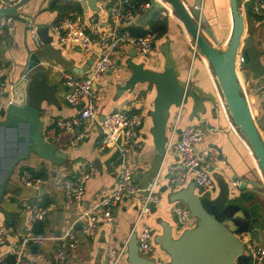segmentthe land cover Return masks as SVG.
Here are the masks:
<instances>
[{
  "label": "crops",
  "instance_id": "1",
  "mask_svg": "<svg viewBox=\"0 0 264 264\" xmlns=\"http://www.w3.org/2000/svg\"><path fill=\"white\" fill-rule=\"evenodd\" d=\"M17 1L0 0V6H12ZM52 1L54 0H28L13 15L14 22L11 25L0 27L1 61L4 77L8 81L13 78L18 79L21 70L20 65L25 63L29 49L34 48L39 41L32 37L31 27L37 29L39 26H50V31L53 34V25L75 11L97 17L98 24L103 29H106L111 23L110 5L112 0L97 1L94 3L96 10L90 6L84 7L81 0H61V8L52 9ZM147 1H151L152 5H156L158 7L156 12H160L162 18L167 19V31L162 35L158 34L154 49L149 56L142 55L140 51L131 48L122 56L117 57L118 71H109L97 83V86L94 87V102L99 120H104L107 115L117 110L127 113L137 111L145 115L146 120L140 129L139 144L132 150L130 155V166L134 170L136 181L141 186H146L159 171L162 178L158 187L161 204L152 209L143 224H148L157 235L163 231L162 221H167L173 226L174 234L178 236L184 229L195 226L197 219L189 217L186 224L179 226L176 215L172 212V207L175 204L182 203L172 201L171 197L175 191L186 188L190 183L195 182L194 176L191 174L187 183L182 186L170 183V169L179 160V155L174 147H170L161 156L155 146L151 131L153 125L151 112L154 109L156 97L154 87L149 89L148 95L140 93L142 89L140 85L136 86L134 90H127L120 94L122 90L119 86L123 85L131 75L128 67L130 60L145 62L148 68L154 70H163L165 56L162 47L166 42H169L179 79L187 86H191L199 94V97L204 99L206 112L192 119V99H189L183 107L173 105L167 126L168 138L181 110L176 140L180 139L179 131L186 126L200 125L208 130L205 139L197 148L198 150L208 149L210 151L206 166L212 171L216 182L218 177L224 176L229 183H236L235 185H238L242 178L264 184V175L250 142L232 120L212 65L202 52L193 54L192 45L195 41L181 17L174 12L173 7L165 0ZM181 1L188 8L194 5L197 0ZM239 6L245 15L246 34L253 30L254 33H259L264 38V14L253 12L252 0H239ZM203 11L215 35L219 40L222 39L223 48L221 49H224L229 43L233 28L230 0H204ZM150 20L140 26L146 30L150 29ZM135 25H137L136 20L130 29H133ZM207 39L211 41L209 37ZM38 43L40 44V42ZM260 43L261 41H259ZM56 44L61 46L57 41ZM64 55L74 60L75 65L78 67H84L91 58L82 48L73 45L64 46ZM47 62L50 65L48 71L49 82L58 83L60 87L58 93L60 105L47 106L44 104L45 109L42 112L45 128H50L58 119L78 114L79 109L70 105L65 98L68 87L65 83L64 73L73 70L55 64L52 60ZM262 63L264 64V57ZM241 82L242 92L250 104L252 112L257 114L258 105L264 102V76L259 79L250 78L246 83L242 80ZM9 100H11V95L6 102L3 101V98H0L1 119L5 117ZM78 131L79 128L70 131H58L51 139V142L57 143L59 148L67 153L68 159L64 164H55L50 160L32 155L16 167L12 176L15 189L6 195L0 207V229L6 227V216H11L10 219L14 220L16 218L15 214L19 215V219L14 221L16 222L15 227L18 229L24 227L27 221L22 207L24 199L37 198L40 204H47V207L51 209L50 217L44 222H39L43 227V232L47 233L49 238L42 245L36 246L38 247L36 251L31 246L27 253V257L35 264H58L54 260V251L63 243L59 236L71 226L74 228L78 245L76 248L68 249V256L63 264H108L106 255L108 245L110 243L120 245L129 241L131 235L135 232L133 228L139 203L134 197H126L114 208L113 219L110 222H100L94 238L83 232L82 221L78 220L83 209H93L98 200L103 195L108 194L116 184L118 149L115 146H107L102 149L103 133L99 125L90 127L87 136L77 145H73L72 140ZM91 164L96 167L98 173L87 182L83 203L81 205L68 203L63 181L77 175L80 165L89 168ZM23 169H30L44 177L43 187L45 192L43 195L40 194L39 190L27 189L20 184L19 175ZM234 175H238V178L232 180ZM249 189L255 191L258 215L264 218V185L262 189L249 185ZM201 190L196 188L197 193H201ZM217 192L218 190H216ZM261 236H263V231ZM246 239H249L248 236H246ZM15 244H17V240L10 238L5 245L0 247V264H7L8 258L13 255ZM158 250L155 256L160 257L159 260L156 257L149 258L160 263L169 261L168 254L161 248ZM121 264H129L127 257Z\"/></svg>",
  "mask_w": 264,
  "mask_h": 264
},
{
  "label": "water",
  "instance_id": "2",
  "mask_svg": "<svg viewBox=\"0 0 264 264\" xmlns=\"http://www.w3.org/2000/svg\"><path fill=\"white\" fill-rule=\"evenodd\" d=\"M27 1L18 0L12 6H0V16L14 15ZM97 1L99 0H81V3L84 7L90 6L96 10L94 3ZM166 1L182 18L200 51L212 65L232 120L250 142L264 175V140L259 131L264 128V102L258 105V113L254 114L242 92L241 82L246 83L250 78L259 79L264 76V38L253 30L246 34L245 15L240 9L239 0H230L233 28L229 43L224 49H221L222 39L219 40L215 35L203 11L204 0H197L188 8L181 0ZM157 9L156 5H151L138 15L136 24L148 23ZM36 35L40 44L37 42L34 48L29 49L25 63L20 65L18 79L10 81L11 101L6 107L5 117L0 118V206L6 195L15 189L12 176L23 161L32 155L55 164H64L68 159L67 153L57 143L44 137V104L60 105V87L58 83L49 82L50 65L47 61L52 60L76 73L87 71L93 63V58H90L84 67L75 65L74 60L64 55V47L56 44L50 26H39ZM162 51L165 56L163 70H154L148 68L145 62L130 60L128 67L131 75L119 86L122 90L120 94L134 90L138 85L142 86L140 93L144 95H148L152 87L156 90L154 109L151 112V131L161 156L168 148L167 126L173 105L183 106L192 99V119L206 112L204 99L179 79L169 42L164 44ZM96 86L95 84L94 87ZM82 106L80 104L78 108ZM120 142L121 138L118 143ZM237 178L238 175H234L232 180ZM217 182V193H197L196 188L199 186L192 182L172 194V201L184 203L190 216L197 221L195 226L184 229L178 236L174 234V228L169 222L162 221L163 231L155 234V242L168 254L169 261L160 263L141 254L137 232H134L128 241V263L237 264L239 257L246 254V236L256 242L261 239L264 218L258 215L255 191L249 189V185L262 189L264 184L242 178L238 185H234L224 176L218 177ZM39 191L43 195L45 188L42 186ZM37 248L33 246L34 251Z\"/></svg>",
  "mask_w": 264,
  "mask_h": 264
},
{
  "label": "built area",
  "instance_id": "3",
  "mask_svg": "<svg viewBox=\"0 0 264 264\" xmlns=\"http://www.w3.org/2000/svg\"><path fill=\"white\" fill-rule=\"evenodd\" d=\"M151 5V1L112 0L110 5L111 23L106 29L100 27L97 17L88 16L78 11L66 15L53 25L52 31L55 42L57 41L63 47L73 45L82 48L89 57L93 58V63L83 73L74 71L64 73L65 83L68 87L65 94L66 101L77 108L83 104L82 108H78V114L68 118H60L50 128L44 129L45 139L51 141L58 131H70L79 128L72 140V144L77 145L87 136L90 127L99 125L103 133L102 149L107 146L117 147L118 173L115 186L108 194L103 195L98 200L93 209H83L78 220L82 221L83 232L94 238L100 222H110L113 219L114 208L121 201L126 197L136 198L139 207L133 230L137 232L138 247L143 255H156L160 249V246L155 242L154 229L146 223L143 224V221L154 207L161 204L158 187L162 178L159 171L146 186H141L136 181L134 170L130 166V155L139 144L140 129L146 118L142 112L127 113L117 110L107 115L104 120H99L94 102V86L109 71H118L116 58L125 54L129 49L136 48L142 55L146 56L152 53L158 34L148 31L140 36L133 34L130 30L136 17L150 8ZM252 8L254 13L264 14V0H252ZM13 22V15L0 16V27L11 25ZM30 32L32 37L37 40L36 28L31 27ZM192 49L194 55L201 52L196 42L193 43ZM1 58L0 53V98H3L7 94L11 95L12 84L4 77ZM180 114L181 110L167 142V147H174L179 155V160L170 169V183L176 186L185 185L190 175L193 174L200 189L205 193H216L218 190L217 182L212 171L206 166L210 151L208 149L198 150L197 148L205 139L208 130L200 125L186 126L180 131V139L176 140ZM259 131L264 140V128L259 129ZM120 138L121 142L118 143ZM97 173L98 170L92 164L89 168L80 165L77 175L63 181L68 203L74 205L83 203L86 184ZM19 182L27 189L38 191L44 185L45 179L30 169H23L19 175ZM22 207L27 217L26 224L22 229L16 227L1 228L0 247L5 245L10 238L16 239L17 244L13 250L14 264H35L27 257V253L31 246H40L49 238L47 233L36 230L35 226L37 222H44L50 217L51 209L40 204L37 198L24 199ZM172 212L176 215L179 226L186 224L188 218L191 217L190 211L184 203L175 204L172 207ZM59 239L63 243L54 251V260L58 264H63L67 259L68 249L76 248L78 245L73 226L61 234ZM246 241L245 252L251 258V264H264V230L259 242L251 239ZM106 255L108 264H121L128 256V241L120 245L110 243Z\"/></svg>",
  "mask_w": 264,
  "mask_h": 264
},
{
  "label": "trees",
  "instance_id": "4",
  "mask_svg": "<svg viewBox=\"0 0 264 264\" xmlns=\"http://www.w3.org/2000/svg\"><path fill=\"white\" fill-rule=\"evenodd\" d=\"M60 1L61 0L52 1L51 8L52 9L61 8L60 7L61 6ZM140 1H147V0H140ZM167 29H168L167 28V19L162 18L160 12H156L153 15L152 19L150 20V29L146 30L140 25H135L134 28L133 29L131 28L130 30L132 31L133 34L141 36V35L146 34L148 31H153L159 35H162L164 32L167 31ZM44 206H48V205L44 204ZM14 216H16V218L14 220L10 219L11 216H8V217L6 216V227H15L16 222H14V221H17L19 219V215L15 214ZM35 228L38 231H43V227L40 225L39 222L36 223ZM14 262H15V257H14V255H11L7 260V264H14ZM237 263L238 264H251L252 262H251V258L247 254H245L244 256L239 257Z\"/></svg>",
  "mask_w": 264,
  "mask_h": 264
},
{
  "label": "rangeland",
  "instance_id": "5",
  "mask_svg": "<svg viewBox=\"0 0 264 264\" xmlns=\"http://www.w3.org/2000/svg\"><path fill=\"white\" fill-rule=\"evenodd\" d=\"M9 98V94H7L6 96H4L3 97V101L4 102H6L7 101V99ZM222 107V106H221ZM223 107L225 108V105L223 104ZM227 107V106H226ZM226 109V108H225ZM226 111H227V109H226ZM202 192H205V191H203V190H201ZM14 248H15V246H14ZM144 255H146V256H148V257H156L155 255H151V254H144ZM158 260L160 259V257H156Z\"/></svg>",
  "mask_w": 264,
  "mask_h": 264
},
{
  "label": "bare ground",
  "instance_id": "6",
  "mask_svg": "<svg viewBox=\"0 0 264 264\" xmlns=\"http://www.w3.org/2000/svg\"><path fill=\"white\" fill-rule=\"evenodd\" d=\"M166 1V0H165ZM168 4H170L168 1H166ZM171 5V4H170ZM172 6V5H171ZM173 7V6H172ZM174 9V8H173ZM175 12V11H174ZM176 13V12H175ZM182 19V18H181ZM183 21V20H182ZM184 22V21H183ZM185 24V23H184ZM217 77V76H216ZM218 79V78H217Z\"/></svg>",
  "mask_w": 264,
  "mask_h": 264
}]
</instances>
